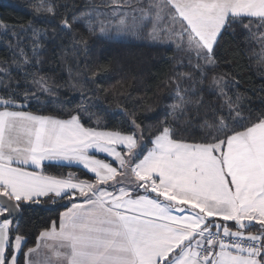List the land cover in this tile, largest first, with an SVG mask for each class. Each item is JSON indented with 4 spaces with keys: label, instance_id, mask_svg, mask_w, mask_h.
<instances>
[{
    "label": "snow or ice",
    "instance_id": "6c2138e0",
    "mask_svg": "<svg viewBox=\"0 0 264 264\" xmlns=\"http://www.w3.org/2000/svg\"><path fill=\"white\" fill-rule=\"evenodd\" d=\"M110 4L112 17H97L95 25L90 13L60 16L53 0H33L31 7L35 17L50 16L70 31L81 22L104 37L146 31L184 52L191 70L171 81L174 103L156 124L145 126L124 108L128 131L86 127L78 112L58 119L26 111L28 95H35L30 88L18 101L12 70L25 80L32 75L47 28L42 33L29 22L32 56L13 30L11 62L0 64V264H20L21 256L23 264H264V111L245 117L224 78L208 76L229 30L255 25L264 47V0H141L131 15L117 10L130 6L127 0ZM196 74L222 103L197 120L199 139L189 142L177 137L170 118L185 111L181 84ZM31 83L50 92L43 77ZM196 103L199 113L203 100ZM45 162L82 166L92 175L46 174ZM46 200L70 206L58 227L41 231L25 251L26 237L16 231L13 238V221Z\"/></svg>",
    "mask_w": 264,
    "mask_h": 264
},
{
    "label": "trees",
    "instance_id": "16d2710c",
    "mask_svg": "<svg viewBox=\"0 0 264 264\" xmlns=\"http://www.w3.org/2000/svg\"><path fill=\"white\" fill-rule=\"evenodd\" d=\"M53 2L59 6V15L69 19L74 16L86 17L90 13L93 25L97 17L105 21L110 19L112 16L104 15L112 14V8L116 7L110 4V0ZM127 2L130 6L122 5L117 10L128 12L130 7L140 5L141 0ZM143 2L146 3V0ZM32 3L33 0H0V64L11 62L9 42L16 43L13 30L22 36L21 43L28 55L32 56L29 22L42 33L47 28V34L39 37V55L36 57L39 63L35 67L29 66L32 75L25 80L23 74L18 75L12 70L13 81H20L18 101L25 102L26 87L35 94L28 95L26 111L58 119H67L78 112L86 127L122 131L130 128L124 108L135 112L139 122L149 127L170 111L168 106L174 103L175 97V85L171 81L181 79L178 72L191 70L184 52L177 51L170 43H150L146 31L139 36L118 40L102 37L98 30L96 33L90 32L89 24L84 22L76 25L72 31L63 29L59 20H53L50 16L35 17ZM128 14L131 15V11ZM260 32H264V29H260ZM213 75L224 78L222 84L233 99L239 97L245 117H255L264 111V47L255 25L251 31L240 26L234 32L229 30L217 49L214 71L208 72L209 78ZM40 77L47 81L50 92H42L31 83ZM201 87L205 89L203 92L200 91ZM181 88L187 90L185 99L188 103L183 113L177 111L174 118H170V123L174 125L178 138L191 142L200 136L197 120H201L205 114L210 116L213 107L218 109L222 100L210 93L207 83L200 84L198 74L194 80L184 79ZM3 92L0 87V95ZM201 99L203 105L198 113L196 102ZM43 170L51 175L74 173L82 179L91 176L77 166L46 163ZM66 206H70L66 200H46L41 204L26 206V210L17 214L13 221V238L18 231L26 237L24 250L34 247L41 231L53 224L57 226ZM20 264H23L22 256Z\"/></svg>",
    "mask_w": 264,
    "mask_h": 264
},
{
    "label": "rangeland",
    "instance_id": "374dc122",
    "mask_svg": "<svg viewBox=\"0 0 264 264\" xmlns=\"http://www.w3.org/2000/svg\"><path fill=\"white\" fill-rule=\"evenodd\" d=\"M138 7H140V5H136V6H134V7H130L129 9H127L128 10V12L129 11H131V13L133 12V10L134 9H137ZM118 11H120V12H125V13H128V12H126V10H118ZM111 13H112V10H111ZM100 16H101V14H99ZM103 16V15H102ZM105 17H109V16H112V14H105L104 15ZM106 20V19H105ZM100 34V33H99ZM101 36V35H100ZM102 37H104V36H102ZM109 38H114V39H118V40H124V39H128V38H132L133 36H131V35H123V36H119V37H117V35L115 34V33H112L110 36H108ZM148 37V36H147ZM147 41H149L150 43H152V42H155V43H161V42H156V41H153V40H151L149 37L147 38ZM95 156H96V158H98V159H104V160H106V161H108V162H113L114 163V161H112V158L111 157H108L106 154H103V153H93ZM77 167H80V168H82V166H78V165H76ZM83 169V168H82ZM85 170V169H84ZM86 171V170H85ZM87 172V171H86ZM90 174V173H89ZM90 175H92V174H90Z\"/></svg>",
    "mask_w": 264,
    "mask_h": 264
},
{
    "label": "crops",
    "instance_id": "0c3cea01",
    "mask_svg": "<svg viewBox=\"0 0 264 264\" xmlns=\"http://www.w3.org/2000/svg\"><path fill=\"white\" fill-rule=\"evenodd\" d=\"M54 118V117H53ZM46 163H49V162H45V164ZM53 164H58V165H64V166H76V165H67L66 163H63V162H52ZM66 210V209H65ZM64 210V211H65ZM63 212V211H62ZM61 212V213H62ZM0 220H2V218H0ZM58 225H59V221H58V224H57V227H58ZM37 242V241H36ZM35 247V246H34Z\"/></svg>",
    "mask_w": 264,
    "mask_h": 264
}]
</instances>
